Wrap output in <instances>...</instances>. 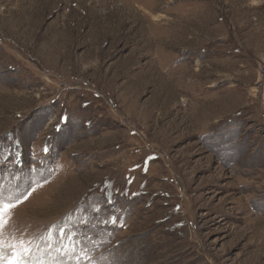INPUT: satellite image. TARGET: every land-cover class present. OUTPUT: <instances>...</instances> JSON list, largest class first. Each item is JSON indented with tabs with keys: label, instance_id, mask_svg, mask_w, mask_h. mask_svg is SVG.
<instances>
[{
	"label": "rangeland",
	"instance_id": "374dc122",
	"mask_svg": "<svg viewBox=\"0 0 264 264\" xmlns=\"http://www.w3.org/2000/svg\"><path fill=\"white\" fill-rule=\"evenodd\" d=\"M0 202L26 264H264V0H0Z\"/></svg>",
	"mask_w": 264,
	"mask_h": 264
},
{
	"label": "snow or ice",
	"instance_id": "6c2138e0",
	"mask_svg": "<svg viewBox=\"0 0 264 264\" xmlns=\"http://www.w3.org/2000/svg\"><path fill=\"white\" fill-rule=\"evenodd\" d=\"M13 207H15L14 203L0 202V231L3 230L5 224L7 223L5 220V214ZM30 251L31 250L28 247H24L22 252L16 251L15 246H13L11 256L6 259L3 249V241L0 240V264H26L25 258L30 254Z\"/></svg>",
	"mask_w": 264,
	"mask_h": 264
},
{
	"label": "trees",
	"instance_id": "16d2710c",
	"mask_svg": "<svg viewBox=\"0 0 264 264\" xmlns=\"http://www.w3.org/2000/svg\"><path fill=\"white\" fill-rule=\"evenodd\" d=\"M16 138H17V136H13L12 138H10V134H7L6 135V137L4 138L5 139V141H2L3 143H2V145H3V147L1 148L2 150L1 151H7V149L9 148H11L12 149V152H13V150L15 149V148H17V147H19V146H16L15 147V145L13 146V145H11V144H9L8 142H9V140L10 141H13V143L15 144V140H16ZM8 139V140H7ZM19 139V140H18ZM17 140L18 141H20V138H17ZM20 144V143H19ZM13 146V147H12ZM22 147H25V142H23L22 143V145H21ZM14 148V149H13ZM8 154H11V152H8ZM21 154V156H24V154H23V152H21L20 153ZM25 157V156H24Z\"/></svg>",
	"mask_w": 264,
	"mask_h": 264
}]
</instances>
